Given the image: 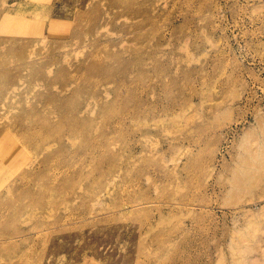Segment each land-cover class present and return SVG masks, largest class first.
Returning <instances> with one entry per match:
<instances>
[{"label":"rangeland","instance_id":"1","mask_svg":"<svg viewBox=\"0 0 264 264\" xmlns=\"http://www.w3.org/2000/svg\"><path fill=\"white\" fill-rule=\"evenodd\" d=\"M0 0V264H264V0Z\"/></svg>","mask_w":264,"mask_h":264},{"label":"bare ground","instance_id":"2","mask_svg":"<svg viewBox=\"0 0 264 264\" xmlns=\"http://www.w3.org/2000/svg\"><path fill=\"white\" fill-rule=\"evenodd\" d=\"M32 1V0H31ZM25 4L27 3V0L26 1H23Z\"/></svg>","mask_w":264,"mask_h":264}]
</instances>
